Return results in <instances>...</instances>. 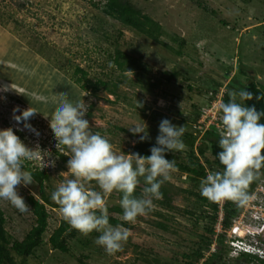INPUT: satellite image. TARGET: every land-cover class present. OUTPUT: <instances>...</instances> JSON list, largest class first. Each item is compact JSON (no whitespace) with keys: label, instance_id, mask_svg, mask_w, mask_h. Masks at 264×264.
<instances>
[{"label":"rangeland","instance_id":"1","mask_svg":"<svg viewBox=\"0 0 264 264\" xmlns=\"http://www.w3.org/2000/svg\"><path fill=\"white\" fill-rule=\"evenodd\" d=\"M128 1L160 24L158 40L105 13V0H0V129L12 127L26 146L39 147L40 159L26 162L25 168L47 170L43 190L50 196L57 184L71 178L61 174L67 171L68 160L62 161L58 153L66 152L65 148L56 147L51 115L45 118L38 113L29 121L37 136L23 129V122L17 125L14 108L35 106L51 114L63 94L84 101L92 131L106 136L125 154L134 153L139 139L129 126L144 121L147 139L155 141L160 121L168 119L186 128L184 149L171 154L178 161H188L206 130L197 128L199 119L194 123L197 112L207 109V115H212L225 91L242 89L250 77L264 87V0ZM117 48L136 60L133 70L122 72L116 67L112 56ZM77 66L93 81L103 79L110 88L117 85V94L106 85L98 96L82 89L72 80ZM205 156L212 158L209 149ZM200 180L175 167L162 185L171 193L173 208L154 202L151 212L122 225L129 238L112 254L94 243L99 233L83 234L71 226L65 234L69 250L52 247L49 236L63 217L59 207L47 205L42 243L33 254L15 259L19 264H185L194 254L203 253L194 264H205L213 257L201 239L215 212L198 196ZM18 195L25 200V210L3 199L0 207L8 234L22 240L35 223L27 197L41 199V188L34 179L33 184L20 186ZM112 204H119L116 191L106 198V206ZM158 221L168 229L157 226ZM222 259L221 264H236L225 253ZM213 261L220 264L217 257Z\"/></svg>","mask_w":264,"mask_h":264},{"label":"clouds","instance_id":"2","mask_svg":"<svg viewBox=\"0 0 264 264\" xmlns=\"http://www.w3.org/2000/svg\"><path fill=\"white\" fill-rule=\"evenodd\" d=\"M227 95L228 101L219 105L222 131L217 142L220 151L216 153L223 167L207 171L200 180L199 191L211 202L228 200L242 207L253 198L248 191L250 184L264 177L261 171L264 168V123L261 122L264 111H259L254 104L244 103L253 99V93L247 89L229 90ZM17 111L20 110L13 109L12 117L17 125L23 122V129L37 136L39 133L29 121L38 113H43L45 118L51 115L50 128L57 141L56 147L67 149L64 153L70 157L67 171L61 174L67 173L71 178L57 184L50 196L59 206L63 219L83 234L99 233L94 243L107 253L119 251L129 238V230L121 224L109 223L107 196L113 191L122 194L119 205L122 209L120 219L124 222H135L137 217L151 212L154 201L162 197L161 186L176 167L174 160L165 158V153L184 149L185 126L162 119L155 145L150 148V155L145 156L117 151L106 136L92 131L93 125L85 119V102L70 99L66 94L61 95L51 114L35 106L20 111L19 115L15 114ZM128 130L141 142L148 138L144 121L132 124ZM40 156L39 147L26 146L12 127L0 129V199L7 200L20 211L25 210V200L18 195V188L34 183L25 165L28 161L39 160ZM49 163L54 166V162ZM141 179L144 186L139 194H134ZM90 182H94V186Z\"/></svg>","mask_w":264,"mask_h":264},{"label":"trees","instance_id":"3","mask_svg":"<svg viewBox=\"0 0 264 264\" xmlns=\"http://www.w3.org/2000/svg\"><path fill=\"white\" fill-rule=\"evenodd\" d=\"M103 9L105 13L119 20L123 25L132 27L138 32L144 33L148 37L158 40L161 32L160 24L154 21L149 15L142 13L141 10L132 5L130 1L105 0ZM112 60L116 67L119 68L122 72L133 70L136 61L134 58L127 55L119 48L114 50ZM72 80L77 83L82 89L88 91L93 96H98V91L102 85H106L111 92L117 94V91L115 90V87H117V85L113 84V87L110 88L108 87L106 81H104L103 79H97L93 81L87 76V71L79 66L76 67L75 75L74 77H72ZM221 84V81L217 82L218 86H221ZM242 89H247L248 91H251L253 93V99L244 101V103L246 105L254 104L259 111H264V87H261L257 82H255L254 79L250 77L248 82L242 84ZM229 90L230 88H228L223 94L222 102L228 101L229 97L227 93ZM257 97H259V99H257ZM93 105L94 103L92 102L89 104L88 113L90 115L92 114L91 110ZM200 114V112L196 113L193 119L194 123L197 122ZM261 122L264 123V119H262ZM202 136L203 138L201 144L197 146L196 149H191L190 153L188 154V161H178L175 155L171 154V151L165 153V158L168 160H174L177 168L184 172H187L188 174H192L198 179H202L203 177H205L208 170H222L223 167L222 165H220L219 160L216 157V153L220 151L217 143L220 138V131L215 126H210L208 129H206ZM154 145L155 141L146 139L141 142L138 139L137 146L134 149V153H139L145 156L150 155L149 150ZM191 146H193V142L191 143ZM208 149L210 150L212 156L211 159L205 156V152ZM65 151H67L66 148ZM64 153L65 152H59L58 156L62 159V161H67L68 156L64 155ZM201 160H203V162ZM27 170L32 173L33 178L37 181L41 188V199H37L34 195H29L27 197V203L35 216V223L22 240L13 239L7 232V229L5 227L6 216L2 208L0 207V264H19L15 259L16 256L26 258L27 256L33 254L35 248H37L42 243L43 235L48 226L49 212L47 210V205L51 207H59L54 201L50 199V195L46 194L43 190L44 182L49 179L47 170L38 168L32 169L31 167H27ZM261 171L264 172V168H262ZM259 181H254L252 184H250L248 189L250 193ZM140 182L142 183V186H138L134 194H139L140 189L144 186L142 179ZM160 191L162 193V197L158 200H155L154 202L166 208H173L172 196L168 187L161 186ZM121 195V193L116 192V197L118 198V200H120ZM198 196L202 200V202L209 204L212 212H215L211 217L210 225L207 226V228L203 232L201 239L202 245H205V248L208 249L213 240L214 224L217 219L219 204L218 202H211L207 200L200 194H198ZM106 207L109 214V223L111 225L121 224L123 226H128V222H124L120 219L119 216H114L110 213L115 212L121 215L122 209L119 204H112L109 206L107 205ZM223 209V225L227 227L231 224L232 218L240 212L242 207H237L234 202L226 200ZM156 214L159 216H165L161 211H156ZM197 220H199V217L197 218ZM155 223L157 226L163 229H168V226L161 221ZM69 227L70 225L64 219L61 220L59 226L49 236V242L51 243L52 247L64 252L69 250V245L65 238V234ZM72 233L73 231L70 232V234ZM218 242V251L214 253L213 259L211 260L209 258L205 262V264H216L213 261L215 260V257L219 258L221 264L225 248L223 235L219 237ZM202 255L203 253H199L198 255L194 254V259H186L185 264H194V260L199 259L200 257H202ZM244 256L245 255H242L235 261V263H241ZM224 264L230 263L224 262Z\"/></svg>","mask_w":264,"mask_h":264},{"label":"built area","instance_id":"4","mask_svg":"<svg viewBox=\"0 0 264 264\" xmlns=\"http://www.w3.org/2000/svg\"><path fill=\"white\" fill-rule=\"evenodd\" d=\"M213 109L215 110L210 116L206 113L207 109L202 111L197 127L199 130L203 126L206 129L215 126L222 131V113L219 106ZM251 194L253 198L232 218L229 227L223 226V206L226 200L218 201V217L214 225L213 241L207 250L208 255L218 251L219 237L223 235L226 238L224 253L229 259L235 260L247 254L248 257L243 258V264H264V178L254 186Z\"/></svg>","mask_w":264,"mask_h":264}]
</instances>
